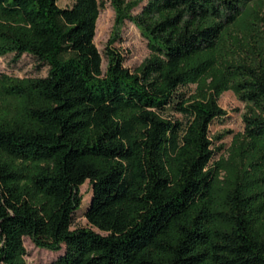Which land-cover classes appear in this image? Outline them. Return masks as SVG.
Returning <instances> with one entry per match:
<instances>
[{"label":"trees","instance_id":"obj_1","mask_svg":"<svg viewBox=\"0 0 264 264\" xmlns=\"http://www.w3.org/2000/svg\"><path fill=\"white\" fill-rule=\"evenodd\" d=\"M143 1L110 0L149 54L107 45L102 70L101 1L0 0V57L48 66L0 86V264H26L24 236L63 248L48 264H264V45L235 27L261 0ZM228 89L244 127L213 159Z\"/></svg>","mask_w":264,"mask_h":264},{"label":"rangeland","instance_id":"obj_2","mask_svg":"<svg viewBox=\"0 0 264 264\" xmlns=\"http://www.w3.org/2000/svg\"><path fill=\"white\" fill-rule=\"evenodd\" d=\"M73 0H57L59 6H69ZM103 3L95 22V33L93 41L101 55V68H106L105 48L107 45L114 47L124 57L123 65L129 69L135 68L148 54L146 38L140 30L130 21L114 28L115 11L110 0H98ZM146 2L144 0L138 6L134 7L133 13L138 12L141 6ZM235 27L248 28L247 38L253 43L256 39V45H264V0L251 3L243 16L236 22ZM115 36L110 43L109 40ZM243 55H245L243 53ZM253 58L252 55H248ZM48 66L37 60L34 56L23 54L18 60L13 59V54H6L0 57V86L4 77L19 79L22 77L45 76ZM218 104L226 111V115L215 118L209 125V135L212 139V148L214 150L213 159L224 155L229 147L232 137L243 130L244 122L242 114L246 110L245 104L240 101L232 89L223 91L218 99ZM12 111V110H11ZM11 114V112H9ZM82 196V204L75 212L74 221L71 228L88 226L85 211L91 197V185L86 180L79 187ZM97 230V229H96ZM23 245L26 250L24 256L26 264H48L55 260L62 252L51 251L37 247L28 236L23 237Z\"/></svg>","mask_w":264,"mask_h":264}]
</instances>
